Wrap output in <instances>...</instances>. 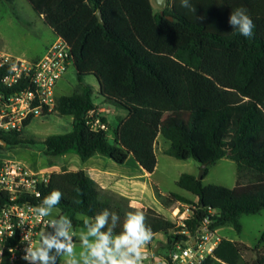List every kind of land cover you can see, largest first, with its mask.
<instances>
[{
    "label": "trees",
    "instance_id": "obj_1",
    "mask_svg": "<svg viewBox=\"0 0 264 264\" xmlns=\"http://www.w3.org/2000/svg\"><path fill=\"white\" fill-rule=\"evenodd\" d=\"M28 2L70 45L80 82L74 94L58 96L55 113L72 117L74 129L43 141L51 165L69 153L83 162L102 155L120 165L133 156L153 174L160 136L170 143L167 155L197 161L205 167L204 178L217 162L225 158L236 162L234 189L205 185L196 176L183 174L177 185L195 195L196 202L174 192L168 196L159 193L166 207L177 202L191 207L185 227L151 208L139 209L153 236H164L165 246L160 250L171 251L173 245L186 241L183 231L194 233L207 217L212 229L232 226L241 234L243 215L264 212V0H189L195 12L181 7L180 0H170L158 12L152 0ZM238 7L247 9L253 20L250 38L228 22L232 9ZM91 75L99 82L101 103L128 112L113 140L110 129L92 128L89 114L99 105L93 88L83 83V77ZM1 78L2 73L3 92ZM176 113H184L186 118ZM102 121L107 123L105 118ZM23 135V131L0 130V140L7 147L34 143ZM54 189L63 194L54 208L73 227L83 228L85 219L109 209L120 217L119 232L126 213L138 209L127 198L104 191L85 170L52 172L39 201ZM248 251L255 253L252 261L246 258ZM156 256L172 264L160 251ZM57 264H62L59 258ZM202 264H264V233L253 248L222 238Z\"/></svg>",
    "mask_w": 264,
    "mask_h": 264
},
{
    "label": "built area",
    "instance_id": "obj_2",
    "mask_svg": "<svg viewBox=\"0 0 264 264\" xmlns=\"http://www.w3.org/2000/svg\"><path fill=\"white\" fill-rule=\"evenodd\" d=\"M72 64L71 47L60 37L37 61L0 50L1 81L6 89L0 92V130L22 131L27 123L54 114L56 88ZM89 118L94 130H109L98 110L91 111ZM51 173L34 170L21 161L0 158V264L27 262L22 259L25 248L36 247L40 233L53 231L48 227L49 217L39 218L33 211L41 205V189L49 183ZM187 207L175 215H182L176 220L178 227H185V220L190 217L187 213L191 207ZM211 224L207 217L194 233L183 231L188 238L173 245L171 263L202 264L212 256L222 239Z\"/></svg>",
    "mask_w": 264,
    "mask_h": 264
},
{
    "label": "rangeland",
    "instance_id": "obj_3",
    "mask_svg": "<svg viewBox=\"0 0 264 264\" xmlns=\"http://www.w3.org/2000/svg\"><path fill=\"white\" fill-rule=\"evenodd\" d=\"M155 12L161 11L157 6L156 1L152 0ZM57 40L56 34L45 23L44 19L34 10L28 0H14L13 2H4L0 0V50L10 53L14 56L32 60L41 55V53L49 46L51 42ZM83 83L90 85L94 90V100L98 104L102 102L99 96V82L95 76L83 77ZM80 85L78 80L75 65L69 66L65 76L60 80L56 88L57 96L72 95L76 92ZM112 110L110 120L113 122L110 131V139L113 140L115 130L127 111L123 108L114 105H106ZM177 117L186 118L184 113H176ZM74 129L72 117H61L56 113L32 121V123L25 127L22 131L23 137L26 140L34 143L28 145H16L11 147L0 148V158L13 159L21 161L28 167L37 171L60 172L57 165H51V159L45 153V146L43 141L53 135H63L72 132ZM164 147L170 146V143L162 139ZM158 164L154 172L153 179L162 183V189L165 192H181L187 196L195 199L196 197L190 193L179 189L176 180L183 173H190L194 171L197 177L202 173V168H196L198 163L193 160H179L164 154L159 147L157 151ZM57 163V159L54 160ZM205 185L215 184L234 189L237 184V164L230 159H224L217 162L215 165L209 167L207 176L203 179ZM174 205L172 204L169 211L160 213L174 221L181 218L175 216L173 213ZM184 205V204H183ZM181 208V207H180ZM188 207L185 206L183 210ZM172 212V213H171ZM191 215L189 211L187 216ZM62 212L53 208L50 220L59 218ZM243 231L238 234L232 226H225L219 229L218 235L222 238H228L238 243L246 244L250 247H255L261 235L264 233V212L257 215H243L241 217ZM81 228L73 227V238L79 239V231ZM164 239V236L158 235L157 239ZM221 238V239H222ZM39 244V238L38 243ZM165 244V243H164ZM77 254L80 251V243H76ZM155 246H151L148 250L153 252ZM162 255L169 256L170 251L159 250ZM157 251V252H158ZM156 255V254H155ZM246 258L252 261L255 258V253L252 251L245 252ZM159 259L161 257L157 256ZM62 264H66L67 257H59ZM162 259V258H161ZM148 259H145L146 261ZM19 263V262H18ZM15 263V264H18ZM11 264V263H10ZM151 264H156L153 261Z\"/></svg>",
    "mask_w": 264,
    "mask_h": 264
},
{
    "label": "clouds",
    "instance_id": "obj_4",
    "mask_svg": "<svg viewBox=\"0 0 264 264\" xmlns=\"http://www.w3.org/2000/svg\"><path fill=\"white\" fill-rule=\"evenodd\" d=\"M180 5L194 12L196 10L189 0H180ZM228 22L243 37L253 36L254 23L247 9H232ZM62 196L61 191L52 190L33 211L39 218L51 216ZM145 220L141 210L129 211L120 224L121 230L116 232L119 215L104 209L84 220V226L79 231L80 251L77 254L72 221L60 216L48 222L53 231L40 233L38 246L25 248L22 259L28 264H57L61 256L67 257L66 264H143L146 246L153 238L152 229Z\"/></svg>",
    "mask_w": 264,
    "mask_h": 264
},
{
    "label": "crops",
    "instance_id": "obj_5",
    "mask_svg": "<svg viewBox=\"0 0 264 264\" xmlns=\"http://www.w3.org/2000/svg\"><path fill=\"white\" fill-rule=\"evenodd\" d=\"M52 44L53 42L49 44V46L41 53V55L33 58L31 61H37L40 58H42L43 55L46 53L47 49ZM98 105L99 107L97 110L101 112L104 118L107 120L109 129L111 130L113 122L110 120L109 118L110 116H107L108 115L107 111H110L109 114L111 115L112 110L109 107H107L105 104H102L101 102L98 103ZM127 117H128V112L127 115H125L124 119H126ZM124 119H122V121ZM120 123L118 127L120 126ZM162 139L164 138L160 136L155 146L157 159H158L157 151L159 150V147H161V150L164 154H166L165 151L169 148V146L164 147ZM55 164L57 165V169L60 172L63 170H67L69 172H77L80 170L87 171L89 175L100 185V187L104 191L127 198L130 202V205L135 206L134 208H138V209L151 208L157 211L158 213H166V211H169L170 209V207H166L167 204L163 205L159 199V193L162 196H168L170 193L163 191L161 187L162 183L160 181H156L153 179L154 173L149 174L146 170H144L133 156L129 157L126 164L120 165L114 162L113 160L102 155H96L91 159H89L88 161L83 162L76 154L69 153L62 157H59L57 159V163ZM196 168H202V165L198 163V166H196ZM183 174H181L178 177V179L176 180V184L179 178ZM187 174H191L197 177L194 171H191L190 173ZM179 189L182 190L181 188ZM182 191L187 192L185 190ZM174 193L180 194L186 198L191 199L192 201L195 202L197 201V197L195 195L194 196L196 198L193 199L181 192H174ZM179 204L181 206L180 211L181 210L184 211L183 209L187 205H183V203L181 202L175 203L174 208L177 207ZM157 237L158 235L153 236L151 242L146 246L145 252H150L148 249L151 246H156L158 243H165L164 239L162 238L157 239ZM73 241H75L74 244L78 242L80 243V240L77 239L76 237L73 238ZM153 261H155L156 264H167L163 259L161 258L159 259L155 254L152 255V257L149 258L148 260L144 261L143 264H151Z\"/></svg>",
    "mask_w": 264,
    "mask_h": 264
},
{
    "label": "water",
    "instance_id": "obj_6",
    "mask_svg": "<svg viewBox=\"0 0 264 264\" xmlns=\"http://www.w3.org/2000/svg\"><path fill=\"white\" fill-rule=\"evenodd\" d=\"M155 1H156L157 6H158L162 11H164V10L169 6V4H170V0H155ZM98 17L100 18V21H101L102 23H104L101 12L98 13ZM169 19H170V20H173L172 17H169ZM0 145L5 146V147L7 146V144H6L4 141H2V140H0ZM204 175H205V167L202 166V173H201V175H200L199 177H197V179L200 180V181H202L203 178H204ZM161 246H165V244H163V243H158V244L154 247L153 252H145V256H146L145 259H149V258L152 257V255L156 254L157 251L159 250V248H160Z\"/></svg>",
    "mask_w": 264,
    "mask_h": 264
},
{
    "label": "bare ground",
    "instance_id": "obj_7",
    "mask_svg": "<svg viewBox=\"0 0 264 264\" xmlns=\"http://www.w3.org/2000/svg\"><path fill=\"white\" fill-rule=\"evenodd\" d=\"M180 204L177 206V207H175L174 209H173V214L174 215H178L179 214V211H180Z\"/></svg>",
    "mask_w": 264,
    "mask_h": 264
}]
</instances>
